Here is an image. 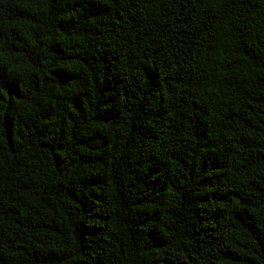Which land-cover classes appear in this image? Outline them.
Wrapping results in <instances>:
<instances>
[{"label":"trees","instance_id":"obj_1","mask_svg":"<svg viewBox=\"0 0 264 264\" xmlns=\"http://www.w3.org/2000/svg\"><path fill=\"white\" fill-rule=\"evenodd\" d=\"M0 264H264V0H0Z\"/></svg>","mask_w":264,"mask_h":264}]
</instances>
